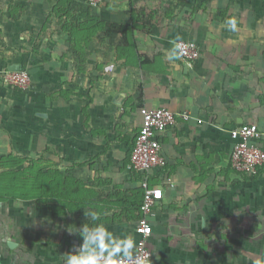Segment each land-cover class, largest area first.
I'll return each instance as SVG.
<instances>
[{
  "label": "crops",
  "instance_id": "obj_1",
  "mask_svg": "<svg viewBox=\"0 0 264 264\" xmlns=\"http://www.w3.org/2000/svg\"><path fill=\"white\" fill-rule=\"evenodd\" d=\"M177 36L194 62L165 59ZM14 69L27 90L4 83ZM141 108L192 117L161 134L166 165L148 174L164 193L150 263L264 261V164L234 172L229 137L255 124L264 150V0H0V161L35 160L40 182L33 218L0 203V264H61L88 209L136 247L142 177L127 166Z\"/></svg>",
  "mask_w": 264,
  "mask_h": 264
},
{
  "label": "built area",
  "instance_id": "obj_2",
  "mask_svg": "<svg viewBox=\"0 0 264 264\" xmlns=\"http://www.w3.org/2000/svg\"><path fill=\"white\" fill-rule=\"evenodd\" d=\"M88 6H98L102 0H77ZM184 49L182 59L189 63L198 58V47L194 42L179 40ZM6 85L27 90L30 86V75L26 70H9L3 75ZM142 127L136 135L133 149L130 154L127 169L141 175L142 201L140 206L141 217L135 224V234L138 241L134 250L135 255H149L153 252L147 247V242L152 234L150 218L154 217V207L163 199L164 193L160 187L152 186L148 181V174L152 171L162 170L165 158L161 153L159 137L166 130L174 127L179 121H189L192 117L188 112H173L168 109L141 108ZM232 142L230 166L234 172L253 177L257 170L264 164V150L257 144L263 137L262 132L255 124L242 125L229 132ZM129 264H135L130 261ZM151 264V263H150Z\"/></svg>",
  "mask_w": 264,
  "mask_h": 264
},
{
  "label": "clouds",
  "instance_id": "obj_3",
  "mask_svg": "<svg viewBox=\"0 0 264 264\" xmlns=\"http://www.w3.org/2000/svg\"><path fill=\"white\" fill-rule=\"evenodd\" d=\"M224 26L230 32L238 30L237 19L229 17L224 21ZM179 36L171 40V47L167 50L165 59L175 62L184 55V49L178 42ZM87 222L79 230L70 229L69 234L76 233L82 242L73 246L72 251L60 256L61 264H150L149 255H135V241L130 235H115L101 221L102 213L97 210H85ZM255 264H264L257 259Z\"/></svg>",
  "mask_w": 264,
  "mask_h": 264
},
{
  "label": "rangeland",
  "instance_id": "obj_4",
  "mask_svg": "<svg viewBox=\"0 0 264 264\" xmlns=\"http://www.w3.org/2000/svg\"><path fill=\"white\" fill-rule=\"evenodd\" d=\"M16 160H17L16 161L17 165L22 164L20 167H17V165L13 166V167L5 166V167H3L5 169L0 168V173H5V171L13 170V171H18V172H21L22 174H24V172H22V171H24V169H26L28 173H30L29 169H30V171L38 169V163L35 160H32L29 163L22 162L19 160V158ZM16 184L18 186L23 185L24 190L22 189V191H19V190H16L15 188L12 189V191H10L8 195H12L15 197H10L13 199H7L6 202H1V203H6V204H8V206L14 207L12 210H9V213H8L9 217H12L15 219H17V218L18 219L19 218H33L35 215H32V214H34V212H35V208H36L35 204L37 203V200H36V198H37V180H36V178L33 179V177L28 178V179H19L18 182L11 184V185H16ZM27 204H29L30 206L31 205L34 206L32 208L34 212H30V211L26 210V208L29 209V207H30V206L28 207ZM2 208L3 207H0V210H2ZM3 217L4 216L2 214H0V218H3Z\"/></svg>",
  "mask_w": 264,
  "mask_h": 264
},
{
  "label": "trees",
  "instance_id": "obj_5",
  "mask_svg": "<svg viewBox=\"0 0 264 264\" xmlns=\"http://www.w3.org/2000/svg\"><path fill=\"white\" fill-rule=\"evenodd\" d=\"M16 161L17 160L15 158H13L12 160L0 161V168L5 169V168H3L5 166H10V167L16 166L17 165ZM21 165L22 164H18L17 167H20ZM22 172H24V174H22L21 172H18V171H13V170L5 171V173H0V203L6 202L7 199H13L10 197H15L12 195H8L9 192L12 191V189L15 188L16 190H19V191H22V189L24 190L23 185L22 186L20 185L22 187L21 188L17 184L16 185H11V184L18 182L19 179H28L31 177H33V179L36 178V180H37V198H36V200H38V190H39V183L40 182L38 180L39 177H38L37 170L30 171V169H29L30 173H28L27 170L24 169V171H22ZM257 172H258V170H257ZM242 175H244V174H242ZM244 176H246V175H244ZM141 201H142V196H141ZM140 206H141V203H140ZM140 217H141V212H140Z\"/></svg>",
  "mask_w": 264,
  "mask_h": 264
},
{
  "label": "water",
  "instance_id": "obj_6",
  "mask_svg": "<svg viewBox=\"0 0 264 264\" xmlns=\"http://www.w3.org/2000/svg\"><path fill=\"white\" fill-rule=\"evenodd\" d=\"M14 70H19V69H14Z\"/></svg>",
  "mask_w": 264,
  "mask_h": 264
}]
</instances>
